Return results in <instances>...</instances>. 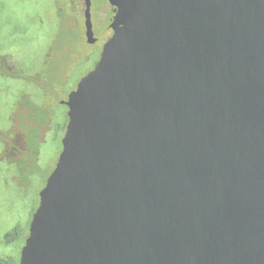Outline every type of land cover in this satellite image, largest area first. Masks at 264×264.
I'll use <instances>...</instances> for the list:
<instances>
[{
    "label": "water",
    "instance_id": "obj_1",
    "mask_svg": "<svg viewBox=\"0 0 264 264\" xmlns=\"http://www.w3.org/2000/svg\"><path fill=\"white\" fill-rule=\"evenodd\" d=\"M112 9L19 264H264V0Z\"/></svg>",
    "mask_w": 264,
    "mask_h": 264
},
{
    "label": "flooded vegetation",
    "instance_id": "obj_2",
    "mask_svg": "<svg viewBox=\"0 0 264 264\" xmlns=\"http://www.w3.org/2000/svg\"><path fill=\"white\" fill-rule=\"evenodd\" d=\"M16 2L21 9L13 7ZM112 4L113 0H0V20L5 15L12 19L16 26L19 25L20 27L15 30V33H11L10 37L7 36L9 37L8 42L24 46L39 44L41 47L38 56L41 69H34L29 72L21 69L15 55L0 51V78L6 80L19 79L25 84V87L22 86L16 92L13 100L4 99L0 103V110L3 112L1 118L3 127H0V182L6 185L11 183L13 194L7 199L10 210L17 204V199L23 197L21 195L24 193V188L27 187V178L30 173L34 172L31 169L40 167L39 155L41 148L47 141L49 133L52 132L51 119L44 120L41 118V123L38 122L37 109L40 110L41 105L34 101L33 103L29 102L30 95L34 91L35 79L44 75L43 68L53 55L52 47L57 43L58 37L62 35L66 40L70 36L72 28L80 30L84 40H86L88 29L90 32L94 31L95 36L101 41V45L96 48V53L90 57H94V61L97 63L102 46L108 41L113 32L110 28L113 18ZM16 12H23L22 18ZM20 20H23L22 24L18 23ZM49 21H52L50 28ZM7 29H11V27H2V35L3 30L7 32ZM40 34H46V38L41 43H37ZM7 40L5 39L6 42ZM61 53L65 54V49ZM90 57H86L85 61ZM69 94H66L65 100L59 103L62 104L64 109L63 119L65 124L62 135L67 120L65 103ZM38 125L39 130L34 133ZM44 126L45 129L42 132ZM27 128L29 133L24 134L23 130ZM31 139L32 142L34 140L36 142L35 151L30 150L29 141ZM26 160H31V162L27 163ZM37 206L30 212L25 230H19L17 222L1 234L3 244L13 243L16 238L20 239V243L16 246L14 244V247H16L14 250L15 255L7 252L0 254V264H19L20 253L28 234L32 215Z\"/></svg>",
    "mask_w": 264,
    "mask_h": 264
},
{
    "label": "rangeland",
    "instance_id": "obj_3",
    "mask_svg": "<svg viewBox=\"0 0 264 264\" xmlns=\"http://www.w3.org/2000/svg\"><path fill=\"white\" fill-rule=\"evenodd\" d=\"M13 7L19 9L20 5L16 2L13 4ZM22 13L16 12L21 18ZM3 18L0 20V51L15 55L21 69L25 72L41 69V65L38 62L40 45L24 46L16 43L10 44L7 39L11 33H15V30H18L20 27L19 25L16 26L14 21L7 16L4 15ZM22 22L23 20H20L18 23L22 24ZM48 24L50 28L52 21H49ZM6 26L11 27L12 30L7 29V32L3 30L2 35L1 29ZM45 38L46 34H40L37 43H41ZM62 38V35L59 36L57 43L52 47L53 55L43 68L44 75L35 79L34 91L30 95V103L34 101L41 105L39 107L40 110L37 109V119L39 116L38 122L41 123V118L44 120L51 119L50 126H52V132L47 136V143L45 142L41 148L39 155L40 167L31 169L34 172L30 173L27 178V187L24 188V193L22 192L23 195H21L23 197L17 199V204L11 210L7 200L13 194L11 183L6 185L0 182V254L7 252L15 255L14 250L16 247H14V244L15 246L18 245L20 239L16 238V241L13 243L3 244L1 234L7 228L13 227L17 222L19 230H25L27 222L29 221V214L37 206L38 194L42 190L47 176L56 164L61 150L62 129L65 124L63 119L64 109L62 104L59 103L65 100L66 94H69L70 90L73 91L78 81L91 71L96 64L94 57L90 56L96 53V48L100 47L101 41L95 36L94 31L90 32L88 29L86 32V40H84L80 30L72 28L70 36L66 40L64 38L62 40ZM63 49H65V54L61 53ZM84 56L90 58L85 61L86 57ZM24 85L19 79L6 80L0 78V103L4 99L13 100L16 92ZM2 116L3 112L0 110V127H3ZM44 129L45 126L41 131L44 132ZM38 130L39 125L34 133H37ZM23 133L28 134L29 129L23 130ZM29 146H31V149L29 148L30 150L35 151V140L32 142L31 139ZM26 161L27 163L31 162V160ZM25 165L27 164L25 163Z\"/></svg>",
    "mask_w": 264,
    "mask_h": 264
}]
</instances>
